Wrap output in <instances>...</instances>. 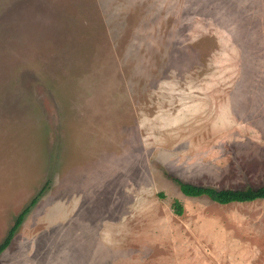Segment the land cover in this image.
Instances as JSON below:
<instances>
[{
    "label": "rangeland",
    "instance_id": "obj_1",
    "mask_svg": "<svg viewBox=\"0 0 264 264\" xmlns=\"http://www.w3.org/2000/svg\"><path fill=\"white\" fill-rule=\"evenodd\" d=\"M168 175L264 186V0H0V264H264Z\"/></svg>",
    "mask_w": 264,
    "mask_h": 264
},
{
    "label": "trees",
    "instance_id": "obj_2",
    "mask_svg": "<svg viewBox=\"0 0 264 264\" xmlns=\"http://www.w3.org/2000/svg\"><path fill=\"white\" fill-rule=\"evenodd\" d=\"M174 182L179 185L181 192L188 197H203L206 196L210 198L213 202H216L221 205H227L231 203H249L255 202L257 200L264 201V186L259 188L249 187L247 189L232 190V189H216L211 187L197 186L191 183L182 181L181 179L168 175ZM49 183H47L40 194H42ZM34 199L32 205L35 204ZM173 208L177 215H182L183 206L179 201L173 203ZM30 208L25 209L16 219L14 226L9 231V234L5 241L0 245V255L9 247L11 241L17 231V229L22 225L25 216L29 212Z\"/></svg>",
    "mask_w": 264,
    "mask_h": 264
},
{
    "label": "crops",
    "instance_id": "obj_3",
    "mask_svg": "<svg viewBox=\"0 0 264 264\" xmlns=\"http://www.w3.org/2000/svg\"><path fill=\"white\" fill-rule=\"evenodd\" d=\"M76 264V263H75ZM83 264V263H82Z\"/></svg>",
    "mask_w": 264,
    "mask_h": 264
}]
</instances>
